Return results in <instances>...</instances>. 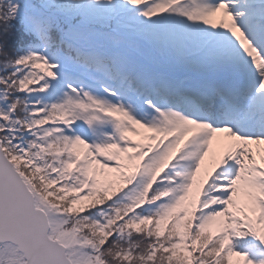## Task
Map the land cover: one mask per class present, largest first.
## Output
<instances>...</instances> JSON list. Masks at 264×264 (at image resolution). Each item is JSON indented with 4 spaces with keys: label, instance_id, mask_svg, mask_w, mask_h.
<instances>
[{
    "label": "snow or ice",
    "instance_id": "obj_1",
    "mask_svg": "<svg viewBox=\"0 0 264 264\" xmlns=\"http://www.w3.org/2000/svg\"><path fill=\"white\" fill-rule=\"evenodd\" d=\"M0 264H264V0H0Z\"/></svg>",
    "mask_w": 264,
    "mask_h": 264
}]
</instances>
